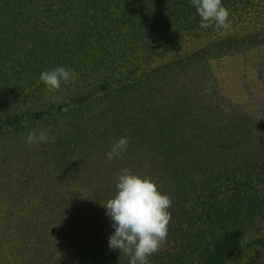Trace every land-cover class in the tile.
I'll return each mask as SVG.
<instances>
[{"label": "rangeland", "instance_id": "rangeland-1", "mask_svg": "<svg viewBox=\"0 0 264 264\" xmlns=\"http://www.w3.org/2000/svg\"><path fill=\"white\" fill-rule=\"evenodd\" d=\"M222 2L227 30L199 27L189 0H73V31L0 16V82H9L1 98L15 96L11 63L41 62L56 46L74 51L78 75L67 82L88 95L1 125L0 264H129L108 247L103 206L124 168L172 201L149 264H202L237 229L240 248L227 264H264V0ZM117 14L130 20L98 31ZM140 18L162 31H138ZM16 77L20 98L41 96L34 77ZM32 128L56 140L28 145ZM125 135L128 151L108 161Z\"/></svg>", "mask_w": 264, "mask_h": 264}, {"label": "clouds", "instance_id": "clouds-1", "mask_svg": "<svg viewBox=\"0 0 264 264\" xmlns=\"http://www.w3.org/2000/svg\"><path fill=\"white\" fill-rule=\"evenodd\" d=\"M200 17L199 27L215 25L227 30L230 28V10L222 0H189ZM78 70L63 63L42 71L39 80L50 93H56L64 81L75 80ZM68 109L65 108L64 111ZM55 141L56 136L46 129H30L27 132L28 145H40ZM130 136L115 139L105 153L108 161L120 159L128 151ZM115 194L104 204L106 216L111 221L113 231L108 236V247L119 249L129 256V264H149V257L159 250L164 242L171 213V199L159 191L151 178L141 176L131 169H121L115 184Z\"/></svg>", "mask_w": 264, "mask_h": 264}, {"label": "trees", "instance_id": "trees-1", "mask_svg": "<svg viewBox=\"0 0 264 264\" xmlns=\"http://www.w3.org/2000/svg\"><path fill=\"white\" fill-rule=\"evenodd\" d=\"M72 3L73 0H0V16L3 18L13 17L10 20L24 19L25 24H30L31 28L36 27V31H73L72 25L74 24L76 13L72 12ZM60 13L63 15L57 17ZM38 16L42 18H37ZM129 20V18L117 14L110 24L99 26L98 31H119ZM132 26H135L138 31H162L152 29L151 21L145 18L136 19ZM66 27L68 29L65 30ZM132 28L136 30L134 27ZM147 34L149 33H143L144 39ZM76 59L78 58L70 48H58L56 46L54 51H45L43 57L41 54V62L37 63L35 60L25 65L17 63L13 65L11 63L9 70L14 69L13 86L15 96L13 98H1L0 96V129L2 124L12 125L27 118L38 120L43 115V112H49L52 108H63L66 106L65 104L71 101L87 100V93L74 91L71 87L72 83L64 81L56 93H50L39 80V75L42 71L63 63H68L77 69ZM3 68V64L0 62V72L3 71ZM19 74H25L31 79L36 75L32 82L39 81L37 83L41 88V96L38 98L30 97L28 101L25 98H20L23 83H21V79L16 77ZM8 86V80L0 82V90H6ZM242 235V231L237 229L216 241L206 254L202 264H227L240 248ZM100 255L105 257L109 253L103 251ZM90 260V262H93L92 264H98L94 262L95 258ZM108 262L109 260L107 264H110Z\"/></svg>", "mask_w": 264, "mask_h": 264}]
</instances>
